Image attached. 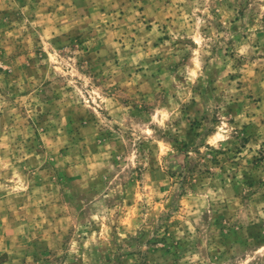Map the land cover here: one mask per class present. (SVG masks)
Segmentation results:
<instances>
[{
  "label": "rangeland",
  "instance_id": "obj_1",
  "mask_svg": "<svg viewBox=\"0 0 264 264\" xmlns=\"http://www.w3.org/2000/svg\"><path fill=\"white\" fill-rule=\"evenodd\" d=\"M0 264H264V0H0Z\"/></svg>",
  "mask_w": 264,
  "mask_h": 264
}]
</instances>
